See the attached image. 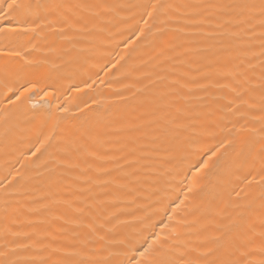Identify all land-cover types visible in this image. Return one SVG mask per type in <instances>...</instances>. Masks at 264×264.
<instances>
[{
  "label": "bare ground",
  "instance_id": "1",
  "mask_svg": "<svg viewBox=\"0 0 264 264\" xmlns=\"http://www.w3.org/2000/svg\"><path fill=\"white\" fill-rule=\"evenodd\" d=\"M28 2L42 6L26 18L34 30L0 39V49L21 51L0 56L7 259L135 264L159 237L183 264L213 247L209 238L225 224L260 231L258 25L245 43L225 47L214 8L197 30L161 10L150 17L160 0ZM28 81L35 90L17 100ZM238 81H247V103L231 91Z\"/></svg>",
  "mask_w": 264,
  "mask_h": 264
},
{
  "label": "snow or ice",
  "instance_id": "2",
  "mask_svg": "<svg viewBox=\"0 0 264 264\" xmlns=\"http://www.w3.org/2000/svg\"><path fill=\"white\" fill-rule=\"evenodd\" d=\"M0 3L6 4V7H0V20L8 21L9 23L0 26V39L5 43L16 39L19 34L33 31L34 29L27 26L26 18L32 13L34 8H40L41 5H33L28 0H0ZM217 9L221 14L223 22H217V27L222 31L219 33L224 37L228 44L225 47H230L231 42L235 41L238 44H243L245 36L253 34V29L258 25L260 29V89H261V116L258 118L261 122V132H264V0H242L240 3L228 2V0H218L217 3H193L191 0H185L181 4L168 3L167 0H160V2L153 4L152 9L148 15L151 17L156 10L163 11L168 18L183 19L185 26H192L199 30V26L205 22H211L206 15L207 9ZM183 11L182 17H174V13ZM18 16H23V21L17 20L15 24L11 21ZM178 31H184L183 27L178 28ZM0 56L20 57L21 51L10 48L0 49ZM5 63L4 71L7 72L8 64ZM242 63V62H241ZM247 81L244 83L237 82L238 87H232L231 91L236 94L237 99L241 103H247L243 100V95L250 91L246 87ZM28 86L21 85L20 95L16 96L20 100L27 93L35 90V85L30 81L26 82ZM22 89V90H21ZM9 91H13L9 88ZM15 94V93H13ZM48 95V93H45ZM221 147H224L222 144ZM216 153H213L215 156ZM201 169L208 168V161H205ZM264 181V176L261 177ZM192 191V189H189ZM262 201H264V193H262ZM264 206V203H262ZM235 222L223 225V230L219 234L209 238V242L213 247L208 248L202 256L195 261H183V264H264V216L260 220V231H255V225L249 224L239 231L234 232ZM257 236L259 237L257 242ZM159 241V243H157ZM157 241L153 245H149L144 251L140 252L139 260L135 264H176V261L169 258L170 250L167 247V240L157 237ZM209 255H214L213 259H208ZM7 252H0V264H20L19 261L7 259ZM30 264H36L35 261ZM39 264H48L46 260L40 261ZM55 264H112L109 260L104 261H72V260H58ZM129 264H133L130 260Z\"/></svg>",
  "mask_w": 264,
  "mask_h": 264
}]
</instances>
